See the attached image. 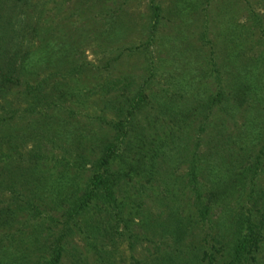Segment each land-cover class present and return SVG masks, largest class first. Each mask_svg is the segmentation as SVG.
<instances>
[{
    "label": "trees",
    "instance_id": "trees-1",
    "mask_svg": "<svg viewBox=\"0 0 264 264\" xmlns=\"http://www.w3.org/2000/svg\"><path fill=\"white\" fill-rule=\"evenodd\" d=\"M10 1L7 4L0 0V98L6 97L13 87L22 89L16 98L20 99L17 108L9 117H0V190L8 193L6 198L0 196V264H62L67 254L74 263L83 264L82 252L67 249L68 244H75L72 240L79 234L93 248L97 261L108 262L109 251L91 244L98 245L95 237L103 239L112 229L116 234L119 222L125 227V235L133 238L128 223L138 215L129 212L132 217L124 220L129 215L123 211L126 186L136 176L145 175L146 181L155 179L160 171L165 174L167 185L172 190L176 188L178 180L172 170L190 152L193 133L199 138L193 147L197 148L201 141L207 146L203 151L205 158L201 159L204 163L198 164L193 152L186 173L187 184L196 194L197 215L168 209L164 219L152 224L159 229L158 233L152 230L151 236H159V240L142 234L157 254L137 259V263L187 264L188 259L196 264L257 262V254L264 248V203L253 215L250 210L244 214L233 208L231 198L245 189L252 197L255 194L254 204L264 198V187L254 183L255 176L264 172V0H258L263 10L249 9L245 21H238L233 9L234 19L220 25L219 34L226 49H222V56L231 67L223 68L227 90L220 86L215 93H207L205 86L190 85L192 73L196 79H207L213 71L219 76V70L197 73L198 68L177 66L165 76L164 82L173 85L171 90L161 88L158 97L157 90H151L158 66H152L150 57L151 66L144 72L150 76L142 79V88L137 86L130 94L132 80L124 77L123 81L105 82L94 91L100 94L97 106L101 115L97 117L105 121L107 111L118 117L109 122L114 132L91 135L81 128L75 142L67 147L56 145L54 138L61 141L58 130L73 115L68 104L77 94L64 83L50 86L45 78H39L38 62H47V58H41L53 47L52 38L48 31L39 33L38 20L32 21L27 15L23 8L27 0ZM183 2L188 3L190 12L196 10L197 4L204 7L205 3V8L209 5V0ZM149 7L152 14L146 48L152 44L160 10L154 0H150ZM216 10L220 20L222 15H228L221 6H216ZM35 38L40 41L33 47L29 42ZM72 44L69 42L61 50L75 51L78 46ZM257 46L262 49L253 54ZM182 56L183 48L176 44L168 59L181 64ZM189 58L187 55V63ZM217 75L215 78L219 79ZM152 104H156V117L149 119ZM238 111L243 121L238 124L236 120V127L230 126L228 119L233 120ZM63 112L68 113L64 114L66 118L62 117ZM141 112H150L145 124L138 119ZM32 115L34 121L26 126L21 121L13 124L15 117ZM202 133L207 135L204 139ZM28 141L32 142L24 154L22 149ZM48 149H60L61 153L50 157L45 152ZM83 169L89 171L86 179ZM199 174L208 180L204 191L200 187L205 180L197 185ZM214 206L221 211L212 220L209 215ZM138 218L142 223V218ZM211 221L212 234L207 228L201 233L189 230L191 222Z\"/></svg>",
    "mask_w": 264,
    "mask_h": 264
},
{
    "label": "rangeland",
    "instance_id": "rangeland-1",
    "mask_svg": "<svg viewBox=\"0 0 264 264\" xmlns=\"http://www.w3.org/2000/svg\"><path fill=\"white\" fill-rule=\"evenodd\" d=\"M6 1L7 4H11L10 0ZM183 1L192 2L194 0H154L160 6L159 22L152 44L147 48L144 44L148 40L149 25L151 23L150 0L26 1L23 8L27 11V15L32 21L38 20L39 33L42 34V32L48 31L52 38L50 41L53 47L41 58V60L47 58V62L43 64L38 62L39 78H45L50 83V86L64 83L68 90L77 94L74 97V101L68 104L71 105L69 109L74 112L69 122L66 121L60 126L58 138L62 134V139L59 141L54 138L56 145L65 147L69 143L75 142V135L81 128L88 131L91 135H99L104 131L113 133L114 130L109 128V122L117 120L118 117L115 116L113 111L105 113V121L97 117L101 115L99 113L100 107L97 106L100 94H96L94 91L99 89L100 85L105 82L123 81L124 77L132 80L130 94L134 92L133 90H136L137 86L142 88V79L145 76H150L149 73L144 75V72H147L151 66L149 64L150 57L154 62L152 66H158L154 73L155 77L151 81V90L153 92L157 90L158 97L160 96L161 88L169 87L171 90L173 85L164 82L166 80L165 76L166 74L170 75L177 66L181 69L198 68L197 73L200 70L201 72L209 71L210 69L219 70V76L213 71L212 75L207 79L206 77L205 79H196L194 78L196 75L192 73L190 85H195L197 88L205 86L207 87V93H215L220 86H224L223 90H227L225 87L227 80H225L223 68L230 70L231 67L227 65L228 63L224 59L225 56H222V49H226L219 34L220 25L226 24L224 21L228 19H234L233 9L237 12L236 19L245 21L248 18L247 12L249 9L263 10L260 9L263 5L258 0H209L208 7L205 8V3L204 7L197 4L196 10L190 12L187 6L188 3L185 4ZM216 6H221V10L228 14L226 17L222 15V20L218 18ZM229 13L231 14L229 15ZM14 25L17 27L18 22H15ZM39 41L35 38L29 43L35 47L34 44ZM69 42H72V45H76L78 48L76 47L75 51H71V53L61 50L69 45ZM176 44L183 48L184 57L182 56L181 64H175L174 61L168 59L172 52V47ZM261 49L259 46L255 47L253 54H256ZM50 52L51 54H49ZM187 55L190 56L189 63L186 60ZM146 58L148 59L146 60ZM37 59H40V55ZM212 59L214 62L211 61ZM174 64L175 66L172 67ZM190 65L192 66L190 67ZM215 75L219 79L215 78ZM21 89L17 86L13 87L6 97L0 98V117H9L12 109L17 108V103L20 99L16 98L21 95ZM152 105L154 108L150 111L149 119L156 117V104ZM22 106L21 104L20 108ZM150 112L147 114L141 112L138 115V119L140 121L142 119L145 124ZM61 114L63 118H66L64 114L68 113L63 112ZM233 115V120L231 118L228 119L230 126L235 124L236 120L238 124L243 121V116L239 111ZM107 120L108 123H106ZM13 121V124L21 121V124L26 126L27 122L34 121V116L24 117L23 119L15 117ZM206 136V134L202 133L201 139ZM195 139L199 138L193 133L191 135V144L189 145L191 148L190 152L187 153L185 160L179 162L177 167L172 170V174L178 180L176 188L172 190L167 185L165 174L160 171L155 175V179L146 181L147 176L142 174L143 176H136L126 186L127 191L125 192V207L123 211L124 214L129 215L124 216V220H129V218L137 214L138 217L142 218V223H140L137 216L136 218L134 216V221L128 223L129 229H131L133 234L131 239L127 234L125 235V227L120 222L118 223L120 226L117 231L118 233H123L120 237H118L117 232L116 234L114 233V229L103 235V239L95 237L99 244H91L92 247L109 251L108 262L105 260V264H138L137 259L140 260L145 256H151V254H153V257L154 254H157L153 244H149L142 237V234L146 233L148 235L147 238H153V241L159 240V236L155 238L151 236V234L154 235L152 230L155 229V232L158 233L159 229L155 224H152L156 220L159 222L160 219H164L167 216L168 209L173 207L172 209L178 211V213H193V217H196V194L192 186L187 184L186 173L189 169V158H192L193 152L195 153V161L198 164L204 163L201 159L205 158L203 151H205L207 146L206 142L201 141L197 148L193 147ZM31 142L28 141L27 146L22 149L24 154ZM45 152L51 157L52 155L60 154L61 150L48 149ZM116 164H118V161H116L114 166H117ZM168 165L169 163H167ZM163 166L165 167V163L162 164ZM42 168H45V166L43 165ZM158 169L163 171L162 168ZM81 173L85 179L89 176L88 170L83 169ZM202 180L205 179H202L201 174H199L197 178L198 186ZM207 182L208 180L203 181L205 184L200 187L202 191L207 188ZM254 183L264 187V172L260 171L258 176H255ZM169 188L172 191H176V194L173 195ZM0 191V196L3 198L8 196L7 191ZM254 199L255 194L253 193L252 197L248 189L236 193L231 198L233 208L237 207L244 214H248L250 210L252 215L256 208H259L264 203V198H259L256 204H254ZM135 207L138 210H135ZM220 211L219 206H214L209 217L211 216L212 220H215ZM129 212L132 216H130ZM209 226L211 229H209ZM213 226V221L209 222V224L206 222L192 224L191 222L189 230L194 233H198V231L201 233L207 228L206 231L212 234L214 232ZM99 233L101 232L99 231ZM135 236L138 238L132 242ZM208 239L210 240L209 243L212 244L211 238ZM72 242H75V244L73 246L68 244L67 249L69 252H73L76 248L80 253L82 252L83 264H104L100 262L101 260L97 261V255L93 248L83 241L81 234L75 236ZM209 243L208 247H210ZM187 261V264H196L192 263L190 259ZM62 264H77V261L74 263L70 255L67 254L63 257ZM253 264H264V248L257 254V262Z\"/></svg>",
    "mask_w": 264,
    "mask_h": 264
}]
</instances>
